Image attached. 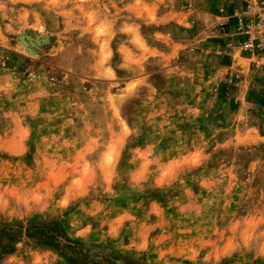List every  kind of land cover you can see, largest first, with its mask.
I'll list each match as a JSON object with an SVG mask.
<instances>
[{
	"label": "rangeland",
	"instance_id": "1",
	"mask_svg": "<svg viewBox=\"0 0 264 264\" xmlns=\"http://www.w3.org/2000/svg\"><path fill=\"white\" fill-rule=\"evenodd\" d=\"M262 2L0 0V264H264Z\"/></svg>",
	"mask_w": 264,
	"mask_h": 264
},
{
	"label": "crops",
	"instance_id": "2",
	"mask_svg": "<svg viewBox=\"0 0 264 264\" xmlns=\"http://www.w3.org/2000/svg\"><path fill=\"white\" fill-rule=\"evenodd\" d=\"M222 24L223 26L218 27L219 28L218 29V37H219L218 39L220 41V45L225 44V46L226 45L228 46V49L218 50L216 52L217 56H214V59H212L213 63L215 64L206 65L204 64V61L201 62L203 59L199 58V60H197L198 62H195V65L193 64V66L202 67L203 69L214 70L215 72L214 77H215V74H218L217 73L218 71L220 72L222 71V69H226L228 72H230V74L232 73L234 74L235 73H238V74L246 73L247 74L248 73L250 75V72H251V74L254 75L253 78L259 81H264V74L263 72L261 73L259 65L256 64V63L260 64V61H262L260 60V57L257 58V56H253V55H250V53H245V52L240 55L237 53V48L242 42H244L245 37L237 33L236 16L232 14L229 18H227L226 20H223ZM241 58H245L250 61L249 66L246 68L247 70L246 69L243 70L241 66H238V59H241ZM242 63L246 65L245 61H243ZM254 68H256V71ZM210 81H212V79Z\"/></svg>",
	"mask_w": 264,
	"mask_h": 264
},
{
	"label": "built area",
	"instance_id": "3",
	"mask_svg": "<svg viewBox=\"0 0 264 264\" xmlns=\"http://www.w3.org/2000/svg\"><path fill=\"white\" fill-rule=\"evenodd\" d=\"M246 14L252 15L249 20L241 18L238 30L247 36V41L242 48L245 51H264V2L258 9H253ZM223 25V24H222Z\"/></svg>",
	"mask_w": 264,
	"mask_h": 264
}]
</instances>
